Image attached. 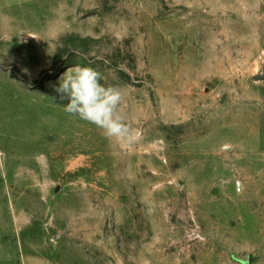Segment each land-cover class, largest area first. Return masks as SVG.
<instances>
[{"label": "rangeland", "instance_id": "rangeland-1", "mask_svg": "<svg viewBox=\"0 0 264 264\" xmlns=\"http://www.w3.org/2000/svg\"><path fill=\"white\" fill-rule=\"evenodd\" d=\"M76 65L136 144L63 110ZM0 264H264V0H0Z\"/></svg>", "mask_w": 264, "mask_h": 264}, {"label": "clouds", "instance_id": "clouds-1", "mask_svg": "<svg viewBox=\"0 0 264 264\" xmlns=\"http://www.w3.org/2000/svg\"><path fill=\"white\" fill-rule=\"evenodd\" d=\"M101 79V74L91 67L69 68L56 88L60 99L68 101L63 110L94 125L107 139L131 147L140 136L120 111L122 92L117 87L105 86Z\"/></svg>", "mask_w": 264, "mask_h": 264}]
</instances>
